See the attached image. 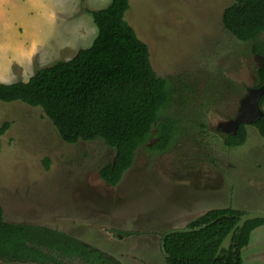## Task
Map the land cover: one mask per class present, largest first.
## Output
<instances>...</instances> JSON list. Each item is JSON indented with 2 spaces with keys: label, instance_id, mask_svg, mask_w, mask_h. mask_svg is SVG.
Returning a JSON list of instances; mask_svg holds the SVG:
<instances>
[{
  "label": "rangeland",
  "instance_id": "374dc122",
  "mask_svg": "<svg viewBox=\"0 0 264 264\" xmlns=\"http://www.w3.org/2000/svg\"><path fill=\"white\" fill-rule=\"evenodd\" d=\"M109 2L0 0V82L26 81L89 46L97 29L85 9ZM232 2L129 0L124 19L147 45L154 72L176 88L171 111L183 127L166 151L150 152L151 139L140 146L115 186L98 175L112 148L99 140L66 143L40 107L0 101L3 220L71 234L123 264H164L166 230L213 208L264 209V139L247 124L245 143L227 147L216 130L255 85L250 43L221 23ZM256 236L241 249V264H264V237Z\"/></svg>",
  "mask_w": 264,
  "mask_h": 264
},
{
  "label": "trees",
  "instance_id": "16d2710c",
  "mask_svg": "<svg viewBox=\"0 0 264 264\" xmlns=\"http://www.w3.org/2000/svg\"><path fill=\"white\" fill-rule=\"evenodd\" d=\"M128 8L129 0H110L103 8L85 9L97 29L89 46L79 48L67 60L37 69L26 81L0 82V101L19 100L40 107L64 142L99 140L112 148V161L98 169L100 179L110 186H115L132 166L137 149L149 137L156 139L148 147L150 152L166 151L183 123L171 111L176 88L154 72L147 45L124 19ZM221 23L235 39L250 43L254 57L264 58V0H233L222 10ZM252 71L254 86L264 84V66L256 62ZM263 105L264 93L259 99V106ZM251 125L264 139V110ZM6 127L7 123L0 124V134ZM246 137L245 124H240L234 135H222V142L238 147ZM243 213L230 206L209 209L185 225L205 227L166 235L163 240L168 256H164V264H241V249L264 219L247 221L236 229L229 248L217 256L215 253ZM0 261L123 264L60 230L4 221L1 208Z\"/></svg>",
  "mask_w": 264,
  "mask_h": 264
},
{
  "label": "water",
  "instance_id": "95a60500",
  "mask_svg": "<svg viewBox=\"0 0 264 264\" xmlns=\"http://www.w3.org/2000/svg\"><path fill=\"white\" fill-rule=\"evenodd\" d=\"M255 60L258 62V64L264 66V58L261 56L255 55ZM264 93V84L250 88L248 90V93L244 95L242 98L239 99V105L237 107L236 114L233 119L227 121L225 123V126L229 127V130H226L225 128H222L225 132H231L234 133L235 129L240 124H253L257 119H259L260 116L263 115V109L259 106V99L261 95ZM255 219H264V212H248L243 213L239 216L233 227L229 230V232L225 235V237L222 239L221 243L219 244L215 255L217 256L222 249H228L231 244V239L236 231V229H241L244 224L247 221L255 220ZM205 227V224L195 227H175L166 230L160 239V250L163 254V256L167 257L168 254L165 251L164 247V240L163 238L166 235L172 234V233H184V232H191L195 230H199L200 228Z\"/></svg>",
  "mask_w": 264,
  "mask_h": 264
},
{
  "label": "flooded vegetation",
  "instance_id": "af4514ba",
  "mask_svg": "<svg viewBox=\"0 0 264 264\" xmlns=\"http://www.w3.org/2000/svg\"><path fill=\"white\" fill-rule=\"evenodd\" d=\"M253 87H255L254 85H252L251 87H247V88H245V91L243 92V95L240 97V98H242L244 95H246L247 93H248V90L250 89V88H253ZM239 98V99H240ZM238 105H239V100H238ZM238 107V106H237ZM236 111H237V108H236ZM236 111H235V113H234V115L232 116V118H229L228 120H225V121H221V122H219V123H217V125H216V130H217V132H218V134L221 136V138H222V135H227V134H232V135H234L235 133H236V130H237V128L235 129V132L234 133H231L230 131L229 132H225V131H223L222 130V128H225L226 130H229V127H227V126H225V123L227 122V121H229V120H231V119H233L234 118V116H235V114H236ZM182 119V118H181ZM182 122H183V120H182ZM183 125V123L180 125L181 127H183L182 126ZM247 124H245V126H246ZM249 125H251V124H249ZM246 128V127H245ZM182 129V128H181ZM181 131V130H180ZM179 131V132H180ZM246 132H247V130H246ZM151 133H154V131H151ZM247 138V137H246ZM149 139H151V143H150V145H149V147L150 146H152V144L156 141V139L155 138H153V137H149ZM148 139V140H149ZM147 142V141H146ZM245 143V142H244ZM203 155V154H202ZM198 160V159H197ZM185 161V160H184ZM183 165H187V163H182ZM189 165H191V164H189ZM192 166V165H191ZM187 169H188V167H186ZM195 219V218H194Z\"/></svg>",
  "mask_w": 264,
  "mask_h": 264
},
{
  "label": "crops",
  "instance_id": "0c3cea01",
  "mask_svg": "<svg viewBox=\"0 0 264 264\" xmlns=\"http://www.w3.org/2000/svg\"><path fill=\"white\" fill-rule=\"evenodd\" d=\"M263 210L264 209H256L257 212H260V211H263ZM201 214H203V213L201 212ZM201 214H199V215H201ZM199 215H197V217ZM256 231H257V236H256L257 239H259L261 237H264V224H262V225H260V226H258V227H256L255 229L252 230V232H256ZM250 237H251V234H250ZM250 237H249V239H250Z\"/></svg>",
  "mask_w": 264,
  "mask_h": 264
}]
</instances>
